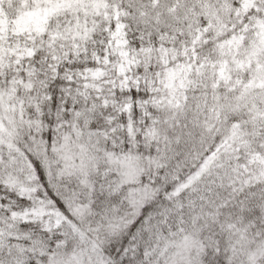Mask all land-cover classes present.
Masks as SVG:
<instances>
[{"label":"snow or ice","instance_id":"1","mask_svg":"<svg viewBox=\"0 0 264 264\" xmlns=\"http://www.w3.org/2000/svg\"><path fill=\"white\" fill-rule=\"evenodd\" d=\"M0 264H264V0H0Z\"/></svg>","mask_w":264,"mask_h":264}]
</instances>
